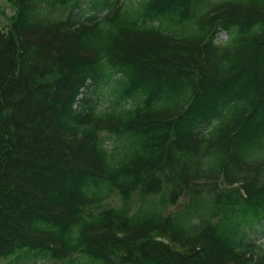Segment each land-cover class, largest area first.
Wrapping results in <instances>:
<instances>
[{
	"label": "trees",
	"instance_id": "16d2710c",
	"mask_svg": "<svg viewBox=\"0 0 264 264\" xmlns=\"http://www.w3.org/2000/svg\"><path fill=\"white\" fill-rule=\"evenodd\" d=\"M11 1L0 260L264 264V0Z\"/></svg>",
	"mask_w": 264,
	"mask_h": 264
},
{
	"label": "rangeland",
	"instance_id": "374dc122",
	"mask_svg": "<svg viewBox=\"0 0 264 264\" xmlns=\"http://www.w3.org/2000/svg\"><path fill=\"white\" fill-rule=\"evenodd\" d=\"M66 9L67 7H63L62 11L66 12L67 11ZM83 9L87 10L85 6H83ZM14 12H15V5L12 3L11 0H0V27L2 29H6L8 27L11 21V17ZM226 39H227V34L225 32H220L217 35L216 42L221 43L225 41ZM94 89L101 90L102 93H106L107 91L106 87L102 89H100V87H96V88L94 87L92 88V92L89 93L91 97L95 95L94 94L95 92L93 93ZM106 105L107 103L102 101L99 105V108H102ZM114 140H115V136H112L110 139V144ZM188 200H189V194L187 192H184L183 195L178 200V202L175 205L170 206L164 213L168 215V214H171L177 211L178 209L182 208L188 202ZM121 204H122V200L120 196L113 195L105 202L104 207H119L121 206ZM263 229L264 227L252 233L253 241L256 245L264 244V231H262ZM31 256L35 258L37 255L35 252H32ZM83 257H85L88 260L87 256L83 255ZM83 257L82 255H73V259L76 261V264H81V261L84 260ZM36 263L37 264H61L59 260L51 258V257L37 258ZM0 264H11V262H9V259H2L0 260ZM27 264H32V263H27Z\"/></svg>",
	"mask_w": 264,
	"mask_h": 264
}]
</instances>
